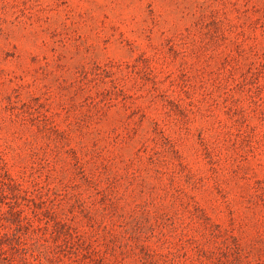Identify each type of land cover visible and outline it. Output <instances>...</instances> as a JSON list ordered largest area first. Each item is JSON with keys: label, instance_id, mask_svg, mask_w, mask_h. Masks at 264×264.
I'll use <instances>...</instances> for the list:
<instances>
[{"label": "rangeland", "instance_id": "1", "mask_svg": "<svg viewBox=\"0 0 264 264\" xmlns=\"http://www.w3.org/2000/svg\"><path fill=\"white\" fill-rule=\"evenodd\" d=\"M0 264H264V0H0Z\"/></svg>", "mask_w": 264, "mask_h": 264}]
</instances>
